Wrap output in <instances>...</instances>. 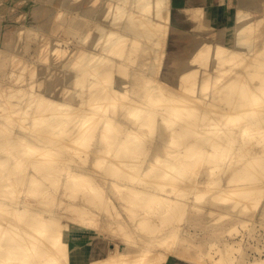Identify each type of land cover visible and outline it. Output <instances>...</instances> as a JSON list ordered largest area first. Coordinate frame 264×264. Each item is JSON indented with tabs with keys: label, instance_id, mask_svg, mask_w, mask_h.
Instances as JSON below:
<instances>
[{
	"label": "bare ground",
	"instance_id": "1",
	"mask_svg": "<svg viewBox=\"0 0 264 264\" xmlns=\"http://www.w3.org/2000/svg\"><path fill=\"white\" fill-rule=\"evenodd\" d=\"M121 1L108 0L107 13L127 10ZM196 1H184L197 20L192 33L180 31L191 24L176 0H130L120 23L105 18L109 23L93 25L98 9H79L66 29L85 36L95 27L90 42L106 38L107 43L98 51L86 49L75 65L78 72L63 69L51 80L39 81L34 69L30 76H14L16 69L8 66L23 57L12 37L0 44L2 74L14 77L0 76V264H33L31 259L36 264H169L171 256L193 264L196 249L211 260L216 244L220 258L207 259L226 264L234 250L241 251L222 237L198 240L190 228L216 232L220 224H209L213 208L225 214L214 219L238 216L264 197V0L236 5L233 36L225 29L206 33L209 23ZM22 29L28 34L34 28ZM143 51L150 52V61L138 60ZM172 67L179 73L168 75ZM84 81V89L75 92ZM98 121L103 125L96 133L89 125ZM72 151L80 154L77 164L66 156ZM89 156L91 166L82 168ZM94 165L116 178L96 182ZM197 167L195 174L206 179L194 183L189 172ZM124 170L127 184L120 185ZM50 176L53 182H45ZM108 184L125 189V206L138 205L146 212L120 218ZM200 184L214 186L196 191ZM80 189L88 191L80 202H69L65 211L52 208L62 202L56 199L59 190H69L67 196L76 199ZM37 191L35 200L27 195ZM258 191L263 194L259 200L238 208ZM209 198L213 208L204 205ZM260 205L255 223L264 225ZM155 206L160 211L153 218ZM91 233L101 239L86 245ZM104 238L123 245L102 246ZM178 242V248L168 249Z\"/></svg>",
	"mask_w": 264,
	"mask_h": 264
},
{
	"label": "rangeland",
	"instance_id": "2",
	"mask_svg": "<svg viewBox=\"0 0 264 264\" xmlns=\"http://www.w3.org/2000/svg\"><path fill=\"white\" fill-rule=\"evenodd\" d=\"M107 1L108 0H0V44L3 46L6 38L12 37L13 38L12 41L15 42L16 52H18L20 57L21 56L23 57V58H19V60H16V63H15V61L13 63H11L12 65H10V67L8 66V68H13L14 70L16 69L15 74L14 73H12V74L14 76H18L16 74L22 73L19 75L30 76L29 74H31V72L34 69L36 72V76H37L36 78H38V80L41 81V80L45 79L46 76H48L49 79L52 76H56V74H58L59 71H61L63 69H69L70 71H72V73L75 72L76 71L75 65H76V63H78L80 61L82 55L84 54V51H86V49H89V48L98 51V50H100V48H102L103 46L106 45L107 40H106V38H101L100 40H97L98 41L97 44L95 43L96 41L90 42V39L92 38V36L95 35V32H96L95 27L93 29H89L88 32H86L85 36H80V31L73 33V31L71 32V30H68L66 28L71 23L70 21H72L73 16L78 18L77 14H78L79 9L84 10V12H87L88 10L91 11V10L96 9V8L98 9L97 12H94V18L93 19H95L96 22H93V25H94V23L96 25L100 21H104L105 18H108L109 21L111 18V20H112L111 22L120 23L121 20L127 16L128 5H129L130 0H122V1L120 0L121 4H122L121 6L125 5L127 10L123 9L124 10L123 11V10H118V8H117V10H114L113 13H110V15L107 13V10H106V7L108 5ZM125 1H127V3ZM120 12H121V14L123 13V15H121V17L119 19H114V15H117L118 13L120 14ZM97 21H99V22L97 23ZM104 23L107 24L109 22L104 21ZM22 27H30V28H34V29L31 33L27 34L24 32V29H22ZM46 33L49 35H46ZM68 33H69V35H68ZM41 35H42V37H41ZM87 35L89 36L88 38L86 37ZM77 36H79V37H77ZM230 36H233V34H231ZM72 38H73V40H72ZM58 39H63V40L62 41L59 40L60 41L59 42ZM71 40L73 43L71 42ZM66 42H68V43H66ZM55 48H58L61 50L63 49L64 52L61 54L57 53L55 55V53H56ZM58 55H60V56H58ZM150 55H151L150 52H148V51L144 52L143 51V54L140 56V58L138 60L139 61L141 60L144 62L147 60L150 61V58H148V56H150ZM224 55H226V54H224ZM19 56L17 55V57H19ZM1 57H2V55L0 56V59H1ZM114 57L119 59L117 57V55ZM136 65H137V63H135L133 65L132 72L136 71ZM0 68H1L0 76L2 75L1 77L12 76L11 81L14 80L13 79L14 77L12 74L11 75L8 74L5 76V74H2L3 69L1 66H0ZM30 70H32V71H30ZM76 72H78V71H76ZM166 73L168 75L169 74L171 75L174 73H179V71L177 68L172 67V68L167 69ZM202 74H204V70H203ZM88 76H91V74ZM128 76H130V75H128ZM86 81H84L83 83L81 82V84H79L78 86H75V88H74L75 92H77V90L80 91V90L84 89V87L86 85ZM87 83H88V81H87ZM40 84H43V83L40 82ZM71 90H73V89H71ZM17 99L18 98L15 97V100H17ZM15 100H13V101H15ZM74 105L77 106V104H74ZM119 112H121V111H119ZM118 113L114 114V116H113L114 121H116V117L118 116ZM176 121H178V120L176 119ZM102 125H103V122L98 121L95 124H90L89 129L90 130L96 129V133H97L99 128ZM112 126L114 127V123L112 124ZM169 131H171V130H169ZM147 147L150 148L149 146H147ZM66 156H70V157H72V159L75 160L72 162V164H77L78 162L81 161L80 154L75 153L73 151L70 152ZM91 161L92 160H90V156H89L86 161L81 162L80 166L82 168H89L91 166V164H90ZM203 167H204V165L201 166V168H203ZM92 168H93L94 173L99 175V177H97L96 178L97 180H95V181L99 182L100 184L104 183V182H101L102 178H107L106 180H113V178L114 179L116 178L114 176L106 174L104 171H102L98 167H97V169H95L96 168L95 165ZM160 169L165 170V167L163 166V168H160ZM192 169L195 170V168H192ZM51 170H53V169H51ZM126 171L125 170L122 171V175L118 177V182L120 185L127 184V179L125 178V173H127L128 171L127 172ZM200 171H203V169H200ZM196 172L197 173L199 172L198 167L196 168V171L193 172V174L191 171L189 172V174H191L190 176L192 177V180H191V177H188V178L192 182L198 183L199 179H201L200 181L206 179V176H201L200 175L201 173L199 175L195 174ZM205 175H207V173H205ZM166 177L167 178L165 179V181H167V182L170 181L171 173L168 174ZM226 177H224L225 180L228 179ZM13 180L15 181V178ZM45 182L52 183L53 182L52 176H50L49 179H47ZM247 184H248V182H247ZM211 185L214 186L213 184H211ZM211 185H210V187H212ZM108 186H109V184H108ZM182 186H183V184L181 186H179L178 188H180ZM204 186L205 185L200 184L198 186V188L196 189V191L203 189ZM106 187H107V185H106ZM109 187H110L109 193H111L113 195V197L111 196L113 199L112 201L114 202V206H115V208H113V209H114V211H118L119 213H121L120 218H122V219H125V218L126 219H133L135 217V215L133 213L135 210L138 211V216L141 213L146 212L145 209L138 207V205H135V207H133V208L124 205V202L126 201V200H124L125 189L119 190V189L112 187V186H109ZM207 187L205 186V188H207ZM210 187H208V188H210ZM263 187H264V183L262 184L261 190H263ZM121 189H122V187H121ZM24 190H25L24 188H21L20 196L25 195ZM68 192H69V190H67V191L66 190H59V192L56 195V199L57 200L60 199V200H62V202L61 203L59 202V204L56 203L54 206H52V208L54 210L65 211V209L62 210V207H65L69 202H80L81 197L85 193H87L88 191H87V189H80L77 192L78 198H76V199H70L67 196ZM193 192H195V190ZM39 193H40L39 191L30 192V194H27V195H29V197H31L33 200H35ZM211 195H212V191H209L208 196L210 197ZM261 195H263L262 191L260 193H259V191H258V193H251L250 196L248 195L247 197L244 198L245 200H242V202L240 203L238 208H242V207H244V205H250L251 199L254 200L256 197H258L257 200H259ZM260 200H262L263 202L260 201L261 205L260 204L259 205L260 206H262V204L264 205V197L263 198L261 197ZM45 201H47V198ZM212 201L213 200L211 198H209V202L208 201L205 202L204 205L206 207H210V208L212 207L213 208V206L211 204ZM244 201H246L247 203ZM253 202L254 201H252V203ZM218 203H221V202H218ZM45 204L46 203L39 204V206L42 207ZM221 204L226 205L225 202H223ZM259 205L257 207H254V208H250L244 214L240 213V215H238V216L237 215L224 216L223 218H220V219L219 218L214 219V217H218V216L223 215L224 210L222 208L221 209L213 208L216 211H215L214 216H211L209 218V219H211L210 220L211 222H209V224L210 225H211V223H214L212 225H219L220 224V226L217 227L216 232L210 231L206 234L204 232V230H202V228L196 229L195 227H193L190 229L194 232V235L196 236V238H198V240H201V239H199V237H201V236L205 237V235L211 236L212 239H219L222 237V238H225L224 243L227 242V244L231 245L234 248H239V246H240L241 251L239 252L237 250V252H236V250H234L232 252L233 255L232 254L230 255L231 258L227 257L230 260L226 259V262H225L226 264H256L255 261H260L259 264H264V225L261 223H257V224L255 223V221H256L255 214L258 211ZM155 207L158 208V206H155ZM157 208H156V210H155V208H154V210L152 209L154 211L151 213L153 218L156 217V216L154 217L153 215H157L158 211H160L159 210L160 207L158 209ZM234 213L236 214V212H234ZM65 214H67V213H65ZM160 220L155 221L156 225L158 222H159V224L161 223L162 220L161 221ZM244 221H246V222L244 223ZM160 226L165 227V224L163 223V221H162ZM140 234H142V236H144V237L147 236L146 235L147 233L145 234V232H143V233L140 232ZM99 239H101V238L98 235L91 233L90 234V240L87 242L88 244L86 243V245H92L94 241L99 240ZM102 240H103L102 246H104V245L107 246L110 244V246L115 247L116 242H118L120 245H123L120 240H117L114 238H104ZM181 244H182V242L170 244L168 249H175L176 247L178 248ZM220 245H222V244L220 243ZM217 248H218V246L216 244V245H214V248L210 250L211 252H210L209 256L212 257L211 260L208 257V255H205L204 251H202L201 248L196 249L198 252V257L199 256L200 257L199 258L197 257L196 260H194L193 264H214L213 262H210V261H215L216 259L220 258L218 256L219 253L217 251H215ZM235 254H237V256ZM244 254L246 256H242ZM102 255L107 256V253L102 254ZM234 255L236 258L234 257ZM76 257H78V255H75L74 258H76ZM232 257L234 259L231 262ZM207 258H209L210 261ZM35 261H34V259H31L30 263L36 264ZM253 261H254V263H253ZM182 262H183V260H178V259L175 260L172 256L169 258V264H184L185 263V262H183V263Z\"/></svg>",
	"mask_w": 264,
	"mask_h": 264
},
{
	"label": "crops",
	"instance_id": "3",
	"mask_svg": "<svg viewBox=\"0 0 264 264\" xmlns=\"http://www.w3.org/2000/svg\"><path fill=\"white\" fill-rule=\"evenodd\" d=\"M184 1L185 0H176V2H178L176 4V8L179 12L182 13V16L185 18L186 22L191 24V26L190 27L181 26L180 31L183 33L184 32L192 33L195 32L194 26L197 20L194 18L192 11L188 10V5H186ZM197 1L201 3L203 6L202 17L207 21V23H209V26L206 28L205 32L209 34H213L215 31H218L219 29H225L226 32H228V35H231L229 33L234 28L236 23V16H237L236 5L241 0H219V1L197 0ZM227 2L229 3L231 2V3L229 4ZM215 26L216 28H214Z\"/></svg>",
	"mask_w": 264,
	"mask_h": 264
}]
</instances>
